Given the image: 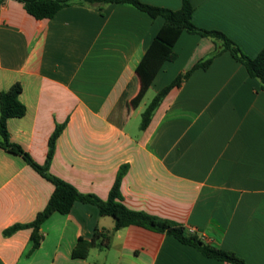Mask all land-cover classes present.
<instances>
[{
	"label": "crops",
	"instance_id": "1",
	"mask_svg": "<svg viewBox=\"0 0 264 264\" xmlns=\"http://www.w3.org/2000/svg\"><path fill=\"white\" fill-rule=\"evenodd\" d=\"M140 1L174 11L182 3ZM190 3L198 28L223 33L251 58L264 49V0ZM163 23L129 5L81 2L36 20L21 3L4 0L0 92L19 83L26 109L7 121L10 141L43 165L51 134L64 126L50 174L106 200L125 166L120 193L127 209L193 230L203 244L246 264H264V91L224 52L172 88L141 130L146 94L155 96L215 50L212 40L183 33L176 59L144 91L139 63ZM52 191L21 157L0 148V264H229L166 234L137 226L115 231L112 218L82 203L51 215L28 256L29 230L7 238L2 232L32 222ZM96 229L110 233L109 245L73 259L77 240H90Z\"/></svg>",
	"mask_w": 264,
	"mask_h": 264
},
{
	"label": "trees",
	"instance_id": "2",
	"mask_svg": "<svg viewBox=\"0 0 264 264\" xmlns=\"http://www.w3.org/2000/svg\"><path fill=\"white\" fill-rule=\"evenodd\" d=\"M23 5L27 14L36 20L53 18L60 10L73 5L76 2L86 3L91 6L102 8L109 4L129 5L138 11L148 15L150 18H162L164 23L159 32L153 38L149 48L139 63V71L143 76L144 91L152 83L155 76L166 62L176 59L173 48L183 33L198 35L208 38L215 44V50L206 59L198 62L191 70L179 75L171 84L157 93L141 115L140 129L148 126L154 111L157 109L168 92L178 87L186 80L193 71L197 69L206 70L213 59L224 52L239 64H241L250 78L256 79L264 91V49L254 58L245 55L241 49L223 33L213 30H204L195 26L192 22L193 7L190 0H182L179 10H170L155 7L141 2L140 0H14ZM4 0H0L2 4ZM21 86L19 83L12 85L8 90L0 92V148L7 153L19 156L40 177L53 186L52 194L43 210L38 212L34 220L27 224H14L3 230L4 237H11L19 231L29 230L32 247L28 253L30 256L37 250L42 241L40 233L41 225L54 213L68 214L75 203L93 205L97 207L101 217H110L114 221V230L129 226H137L146 230L166 234L173 237L179 243L196 249L206 258L229 264H246L242 259L232 252L224 251L203 244L198 237L190 234L186 229L175 222L163 220L143 212L127 209L122 203L120 184L126 173V167L119 169L114 184L111 187L106 200H102L92 194L80 193L71 184L53 176L49 172L50 164L55 152L56 142L61 135L64 126H56L48 140L46 161L43 165L37 164L31 156L21 147L10 141L7 131V121L12 118H22L25 115V106L20 102ZM142 93L132 102L136 107L140 102ZM110 233L105 230L96 229L90 240L79 238L72 250L73 259H86L90 249H103L109 245Z\"/></svg>",
	"mask_w": 264,
	"mask_h": 264
},
{
	"label": "rangeland",
	"instance_id": "3",
	"mask_svg": "<svg viewBox=\"0 0 264 264\" xmlns=\"http://www.w3.org/2000/svg\"><path fill=\"white\" fill-rule=\"evenodd\" d=\"M153 96H154L153 93H151V92L147 93L146 96H145V98H144V100H143V104L145 103V105H148V103H150V101H151V99L153 98ZM143 104H142V106H143ZM143 107H144V106H143ZM145 107H146V106H145ZM140 122H141V117H139V118L137 119V124H139Z\"/></svg>",
	"mask_w": 264,
	"mask_h": 264
},
{
	"label": "built area",
	"instance_id": "4",
	"mask_svg": "<svg viewBox=\"0 0 264 264\" xmlns=\"http://www.w3.org/2000/svg\"><path fill=\"white\" fill-rule=\"evenodd\" d=\"M189 233H190V234H194V231H193V230H189Z\"/></svg>",
	"mask_w": 264,
	"mask_h": 264
}]
</instances>
